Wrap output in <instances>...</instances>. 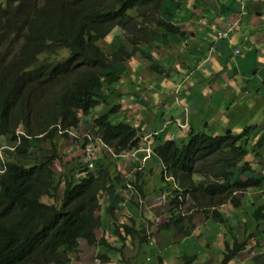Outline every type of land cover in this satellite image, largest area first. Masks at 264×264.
Returning a JSON list of instances; mask_svg holds the SVG:
<instances>
[{"label": "trees", "instance_id": "obj_1", "mask_svg": "<svg viewBox=\"0 0 264 264\" xmlns=\"http://www.w3.org/2000/svg\"><path fill=\"white\" fill-rule=\"evenodd\" d=\"M43 2L44 0H0V137L9 138V148L14 149L4 150L5 160L0 156V264H72L71 257L77 253L80 239H85L90 245L97 241L95 231L101 223L93 216L98 207L95 196L98 192L107 196L111 193L112 183L108 172H100L99 162L94 170H90L87 164L69 163V174L64 173L61 180L55 184V178L59 175V172L55 171V163L63 161L62 156L56 149L46 150L40 156H35L34 153L35 150L42 152V143L52 140L58 134L70 139V133L80 127V111L89 115L98 107L108 104L107 95L103 90L104 83L112 84L117 82L119 77L102 51L100 71L89 73L84 49L94 41L91 29L100 31L99 40L115 26H121L134 35V48L131 53L120 51V57L114 54V61H125L136 54L139 44L154 41L157 33L152 30L150 34L149 26H145L149 23H155V29H160L167 35L186 36L180 28L165 20L166 14L172 16V13L167 10L161 14V0ZM42 4H49L53 8L52 21L45 20ZM137 6L140 14L144 16L145 25L138 26V22L128 16L129 11ZM149 12L159 14L161 20L154 17L148 23L152 16ZM74 15H79L82 19L83 25L79 28L73 25ZM21 35L24 39L23 46L7 62ZM86 35L89 43H86ZM60 47L79 48L78 59L84 63L82 85L77 86L70 94L69 90L60 93L53 91L41 75L26 66L30 65L35 55L43 64L55 59ZM90 48L95 49L94 46ZM18 57L24 65L14 64ZM150 67L156 66L152 64ZM67 73L66 69L56 64L50 65L48 71L54 82ZM44 95L49 98L42 100ZM50 97L55 99L50 101ZM128 106L131 104L126 102L125 107ZM95 124L98 128L93 127V131L103 142L114 147L116 153L132 152L139 148L142 135L139 128L132 124H116L106 116L96 119ZM20 125L24 126L22 133L17 130ZM166 136V133L160 135L154 151L170 176L179 181L183 188L193 175L199 173L196 165L202 163V171L209 170L205 164L208 162L211 165L209 160L216 154L230 156L231 158L226 159L227 164L236 167L250 156H260L259 151L264 150V126L261 131L256 127H247L241 135L227 132L222 136L212 137L205 132H192L181 140H166ZM257 136L259 138L256 141ZM48 151L50 153L42 157ZM150 158V161L155 160V155ZM222 160L224 158L217 161ZM241 171H251L248 160L242 164ZM214 172L210 170L206 175ZM245 177L247 180L239 181L232 187H212L203 182L197 186L196 192H173L170 197L171 211L182 207L188 211L195 201L196 206H200L199 200L204 198L202 194L217 200L226 196L227 201L228 197L237 191L264 187L263 175L250 174ZM61 192L64 195L62 208L43 202L44 197L59 200ZM154 195L150 203L155 201L159 204L164 194L157 191ZM149 197L150 195L146 196L145 200ZM189 197L192 198L186 202L185 199ZM233 203L239 207L242 200L233 198ZM164 210L165 206H161L158 214L161 215ZM263 211L264 207H260L254 213L257 221L264 217ZM174 221L175 219L172 224L179 226L182 219L175 223ZM181 228H184V225ZM125 229L132 235L136 232L128 226H125ZM116 232L118 233V230ZM181 233L187 234L184 230H181ZM105 240L108 241L107 238ZM105 240L101 239V242ZM262 245L264 246V243ZM262 245L258 244L254 249L263 250ZM110 246L113 247V244ZM245 247L247 244L240 245L238 242L234 243L233 248L226 246L221 264H229ZM257 264L264 262L257 261Z\"/></svg>", "mask_w": 264, "mask_h": 264}, {"label": "rangeland", "instance_id": "obj_2", "mask_svg": "<svg viewBox=\"0 0 264 264\" xmlns=\"http://www.w3.org/2000/svg\"><path fill=\"white\" fill-rule=\"evenodd\" d=\"M181 7L176 8L173 4L175 1L171 0H161V14L165 13L168 9H171L174 17L172 19L165 18V20H171L174 23H176L180 28H184L183 30L186 32L187 36L184 40H181L179 37L176 36H169L165 40V32L160 29H155V23H149L148 25H145V19L142 14H140L139 7L137 6L135 9L130 10L128 13V16L132 18L134 22H138V26H142L143 24L145 26H150V30H155L154 33H157V35L154 37V44L149 45H142L139 47V50L136 51V54L134 57L128 61L125 60L123 64L127 68L132 67V72H140V74L150 77L147 78L146 85L148 86L147 91H153L156 87L154 85V79L153 76L149 75V72H147V66L151 64H158L163 68H171V66H174L176 63L179 62L181 65V60L179 59L178 53H183L186 46L193 45L196 43V38L194 39L193 33L196 32V23H189L190 21L195 20L194 16L188 17V14L196 9V2L193 4L194 0H181ZM140 10L143 11V8ZM157 20H160L159 14H155V12H149ZM190 18V19H189ZM154 25V26H152ZM117 32V33H116ZM112 33H116V35H113ZM219 31L217 29H214L213 32L209 34V41L213 42L217 45H219L221 39L218 38ZM151 34V32H150ZM130 34L126 31L123 32L120 28L114 27L104 39L99 40L98 45L101 48V50L109 55L112 56L114 54H117V52L120 51L121 46L124 42L127 43L126 39L128 38ZM124 36V38H123ZM152 42V41H151ZM222 43H227L225 40H222ZM239 45L238 42H235ZM153 45H156V48L154 51L152 50ZM239 47H241L239 45ZM216 49V48H215ZM155 51L159 53H163V57L167 55H173L171 59L168 61L164 60L160 56L156 55ZM175 54V55H174ZM229 60V63H231L230 55L226 57ZM232 65V64H230ZM138 67V69H137ZM121 71L127 70L123 67V65H120ZM116 69L118 70V67L116 66ZM128 71L131 72V69ZM197 72V71H196ZM202 74L203 72L200 71ZM182 73H188L185 69H183ZM126 76V75H125ZM155 82L159 83L161 77L158 75H154ZM213 80V79H212ZM192 81L198 83V80L196 77H192ZM223 80L220 78L218 80V83L221 85ZM105 92L110 97H117L119 96L120 90L117 91L115 85L106 86ZM145 91V92H147ZM142 92L141 94L145 93ZM43 99V98H41ZM116 101V100H115ZM218 101L224 103L222 96L218 97ZM174 103L173 100L167 99V103L164 106V103H160L159 106L161 107V117L158 119L157 112L159 110L158 105L155 107H148L147 115L144 116L142 120L145 122L148 121L151 116L153 117V121L147 122L150 127H153L154 129L160 130L163 128V122L170 120L172 117H178L184 112V109L187 108L188 113H190V122L191 125L196 126V128L200 127V131L205 130V126L208 123V121L213 120L216 111H211L210 113L207 112L206 109H203L202 113L196 114V108L200 105L206 106L208 103L200 99L199 102L196 101L195 98L190 99L187 103H183V106L178 105H172ZM226 103L223 104V107ZM253 104L252 101L248 102L245 106H243V102L241 100L240 104H236L238 108H236L235 114H237L238 110H241L242 114L244 115V119L241 121L239 119L236 120L235 123L232 124V128L229 130L233 131V135H241L247 127H243L244 120L249 123L251 122V118L253 116V110L251 108V105ZM40 107V105L38 104ZM227 107H230L229 104H227ZM112 108H107L103 114L108 115L110 120L117 119L116 123L125 122L128 121L132 123L134 126L139 124L138 118L141 115L139 111H122L118 114V117H112L111 113ZM145 113V112H144ZM142 113V115L144 114ZM207 117V122H201V120ZM95 118V117H94ZM92 118V121L94 120ZM134 122V123H133ZM34 123V122H33ZM249 125V124H248ZM32 127L35 129V127L32 125ZM172 127L170 126V129ZM18 132L24 131V126L20 125V127L17 129ZM207 132V131H204ZM63 133V131H62ZM211 133V132H208ZM77 135L78 140L80 141L82 139H85V135L91 134L95 135V133L88 127L82 124L80 129L75 132ZM172 137H175V139L179 138V135L175 130L171 131L167 139H171ZM74 144V137H71L70 141L64 137L61 134L56 135L55 138L52 140L44 141L41 145L45 149H56L57 152L62 156L63 161V167H65V170H61V162L57 161L55 163V171L59 172V175L55 178V184H57L64 173H68V170L71 167H67L69 162H75V163H82V156L84 154V149L80 147L74 146L72 149V146ZM10 146V140L7 137H0V149H4ZM94 146L98 147L101 152L103 153V158L100 160V166H101V172L102 171H110L112 176H115V169H118V165L120 164V159L122 156L127 155L128 151L124 153H116V149L113 147L108 146L111 150L109 152V149L105 150L103 147L97 145L94 143ZM1 153V158L3 160L6 159L5 153L3 151ZM35 156H40L42 152L35 150L34 151ZM105 157V158H104ZM219 158H231L228 155H220ZM249 159H253L255 157L250 156ZM1 159V160H2ZM212 164L209 165L208 162H206V167L208 168H218L220 167V163H217V159L209 160ZM245 163V160L243 161ZM253 166V165H252ZM257 167V166H256ZM134 170L130 171V175L134 174ZM164 173V170L162 169L160 174L154 175L151 182H148L146 188L147 193L146 196H149L154 189L160 188L163 185L162 182V175ZM73 174V172H72ZM263 174V173H262ZM74 175V174H73ZM264 175V174H263ZM133 179L134 177L131 176ZM75 178V176H73ZM195 182L200 183L205 180H207L205 177L195 176L194 177ZM116 181V180H115ZM62 195H60V199L52 200L49 197H44L43 202L48 204H56L57 208H62L63 206V198L64 195L61 192ZM244 198L242 201L243 207L238 210L233 205L227 204L226 206V223L219 224L214 223L211 221L210 227H207L205 218L206 214L202 212L201 210L197 211L196 208V224L198 225V230L196 233V241H193V239H190L187 241V239L183 236H178V238H175L174 235H170L168 239H164L163 237H159V231L158 226L159 223L156 221L157 215L154 211V208H158V204L154 201L152 204L150 203V197L147 199V203H144L146 200H143V215L146 219L151 220L154 222V224L157 226H152L147 228L140 227V226H134V224H131L130 226H134L136 229L138 227L137 234L142 235L145 237L144 244L140 242V240H135L133 238H128L126 231H124V235H121L123 231H121L120 235L125 238L124 245L127 247L124 251V256L121 253V251H117L115 254L114 260H120L122 257L124 260H126L129 264H142L143 261H146L148 264H154L153 262L157 260V262H160L161 264H221L222 263V252H226V246L229 244L232 247L233 242L238 240V242L246 243L254 241V244L252 247L247 246V248L239 254V256L233 260L230 264H257V261L264 262L262 257V254L264 253V246L262 245L264 243V238H258L257 235H260L255 227V224H257V220L254 217V213L256 210L259 209L258 205H255V203L259 202V199L251 195L248 191L244 193H238V199ZM104 196L102 195V192H98L95 196V202L98 204V206L103 207L104 206ZM150 205V206H148ZM262 205V204H261ZM147 208V209H146ZM221 208H219L220 210ZM180 211H183L184 215H187L184 211V208H179ZM212 212V211H210ZM229 214V217L227 215ZM167 220V217H161L159 219V222L161 225H164ZM156 221V222H155ZM114 220H108L107 222H103L102 220L100 223H102L106 229L108 230V227L110 224H112ZM124 220L120 221V224H122ZM250 222V223H248ZM116 224H119L118 219L115 220ZM250 224V225H249ZM103 225H100L99 228L95 231L97 241L93 243V245H90L85 239H80V245L79 250L77 253L72 255V262L73 264H104L103 260L100 257V252L102 249H104V244H101V239L105 234V229ZM202 226L207 227V232ZM172 228H176L174 225H171ZM212 228V230H211ZM215 228L216 232L213 230ZM252 228V230H251ZM115 228H113L114 231ZM201 231H206V233H203ZM139 235V236H140ZM211 236L213 238H211ZM141 239V238H140ZM185 240V241H182ZM173 241H178L174 242ZM112 242L116 243L117 245L121 244L120 240L118 238H113ZM171 243V244H169ZM163 246L161 247L160 245ZM258 244H261L263 246V250L254 249ZM220 247V250L218 248ZM203 251V253H202ZM161 254L162 257H161ZM185 255V256H183ZM194 257L195 261H189L187 258L184 259V257ZM214 256V260H217L216 262L212 259ZM163 258V259H162ZM207 261H206V260ZM258 259V260H257ZM164 260V261H163ZM110 264V263H107ZM114 264V263H111Z\"/></svg>", "mask_w": 264, "mask_h": 264}, {"label": "crops", "instance_id": "obj_3", "mask_svg": "<svg viewBox=\"0 0 264 264\" xmlns=\"http://www.w3.org/2000/svg\"><path fill=\"white\" fill-rule=\"evenodd\" d=\"M243 1L245 3L244 6ZM190 16L195 17V20H189V23H196V26H194L196 28V43L184 49L183 55L180 56L181 65L176 63L173 68L169 71H165L164 74L158 73L156 70L153 71L147 66V72H149L150 76H153L156 88L153 91H147L140 95L138 92V97H146V100L152 105L159 106V104L164 103L166 99H173L177 95L176 86L178 84H182L184 80L190 79L192 85H185L181 88L182 91L178 95L181 98H186L187 101L195 98L197 102L203 99L208 103L205 107L202 105L198 106L196 108V114L199 112L202 113L203 109H206L208 113L213 110L216 111L213 120L208 121L205 128L212 131V135L217 136L220 133H224V130L231 127L237 119L240 121L244 119L241 110H238L237 114H235L236 108H238L236 104H240L241 100L243 106L250 101L253 102L251 105L253 116L249 125H256L259 130H261V127L264 126V0H196V10L192 11L190 15L188 14V17ZM235 22L238 23L240 29L225 40L227 43H222L223 39H221L219 45L209 41L208 36L214 29H217L219 32L224 31L229 24ZM235 42H238L241 47ZM212 47H215L217 50L216 57L210 52ZM236 50H241V52L235 54ZM155 53H157L156 55L159 54L158 56L161 58L166 59V61L173 56L167 53V55L163 57V53L157 51H155ZM228 55H230L231 63H229V60L226 58ZM207 58L210 59L207 60ZM128 69H131V72L121 80L117 88L128 93L129 91L127 89L133 87V94H136L137 88L140 87L137 78L138 76L146 77V74L142 75L140 72L136 73L135 82L132 67ZM183 69L188 73H182ZM200 71H202L203 74ZM154 75L161 77L159 83L155 82ZM192 77H196L198 83L192 81ZM220 78L223 80L221 85L218 83ZM257 81H259L260 84H258ZM157 90L169 94V96L162 98L165 94L161 95L157 93ZM152 93L153 95L150 96ZM221 96L223 101L226 100L224 102L226 103L224 107V103L218 101V97ZM184 101L185 99H181V103ZM227 104H229L230 107H227ZM127 108H135V111H140L136 106H128ZM201 122H207V117H204ZM243 124L246 126L245 123ZM193 129L196 130V126H193ZM197 130L200 132V127H198ZM145 156L143 150H140L136 157L121 158L118 169L114 170L116 173L115 177L119 176V174H123L130 178L131 182L117 180L111 187L112 190L109 196L102 194L104 196V206L101 207L99 212L101 220L104 223L108 220H114V222L109 225L108 230L105 231L104 237L106 236L108 242L111 244L114 243L112 242L113 238H118L121 244H114L115 247L118 248L122 247L125 240L119 238L116 232V230H118L116 225L121 227L122 231H124V225L130 226L134 224V226L145 227L147 230L150 226H152V228L156 226V223L154 224L153 221L146 219L143 215V200L147 193V188L143 186V183L144 180L149 179L150 174L151 176H158L163 169V164L158 156L155 155V160L150 161V159L143 165ZM254 162L256 165L260 166V170L258 171L264 170V159L262 164L257 163V161ZM142 168L143 170L138 171V169ZM132 170L135 172L133 175H130V171ZM131 176H133L134 179ZM160 189L161 187L153 191L150 194V199L155 192L160 191ZM251 195L257 198L256 191H252ZM140 199H142V201L139 202L138 200ZM261 199L264 200L263 194H261ZM123 202L126 203L124 204ZM146 202L147 199L144 203ZM200 203L204 206H218V204H220L218 201L211 202L210 199L205 198H202ZM226 206L227 203L218 206L221 209L219 212L215 213L217 216L221 215L220 212L222 213L224 223H226V215L224 214ZM158 210V208H154L157 216L159 215ZM227 217L230 218L229 214ZM117 219L119 224L115 223ZM121 220H124L122 224H120ZM157 220L158 219H156V221ZM210 221L219 223L213 217L206 219V223ZM158 223L159 226L158 228L156 226V228L159 231L160 238L163 237L164 239H168L170 235H174L175 238H178V228L175 229L168 225H161L160 222ZM113 228L115 229L112 235ZM213 230L216 232L215 228ZM193 233V236L195 235L196 237V229ZM121 235H124V232L121 233ZM195 237L193 241H196ZM263 237L264 236L258 238L262 239ZM128 238L137 240L140 236L136 235L135 237ZM174 242L176 241H173V243ZM253 245H255L254 241H251L250 246L252 247ZM160 246L162 247L163 244ZM218 250H220V247ZM103 251L109 253V247L105 246ZM162 255L163 254H161V257ZM212 259L214 260V256ZM214 261L216 262L217 260ZM116 262L117 264H129L123 257L120 260H116Z\"/></svg>", "mask_w": 264, "mask_h": 264}, {"label": "clouds", "instance_id": "obj_4", "mask_svg": "<svg viewBox=\"0 0 264 264\" xmlns=\"http://www.w3.org/2000/svg\"><path fill=\"white\" fill-rule=\"evenodd\" d=\"M45 1L46 0H44V2ZM180 1L181 0H176L173 5L176 8H180L181 7V2ZM195 2H196V0H194L193 4H195ZM244 5H245V3L243 1V6ZM50 6L51 5H49V4H42L41 5V7L43 9V14H44L45 20L46 19H50L52 21V18H53L52 9L53 8L50 7ZM168 10L172 13V16H170L167 13L165 18L172 19L174 17V14H173L171 9H168ZM153 18H154V15H152L150 17V20L148 21V23ZM160 20H161V18H160ZM166 21H168L171 24H173L174 26L180 28L173 21H171V20H166ZM73 25L75 27H77V28H79V27H81L83 25L82 19H81V17L79 15H74L73 16ZM115 27L120 28L123 32L126 31L128 33V31L125 30L121 26H115ZM146 28H148V27H146ZM183 29L180 28V30L182 32H184V34L187 36L186 32ZM239 29H240V27L238 26L237 22L231 23V24H229L226 27V29L224 31H220L218 33V38L219 39H223V40H227L230 37L231 34L236 33ZM150 32L152 33L151 30H150ZM91 33L93 34L94 41L92 43H90V45L86 49H84V52H85V57L87 58L86 60H87V64H88V67H89V73H94L95 74L98 71H100L101 64H102V59H101V51L102 50H101V48L98 45V42H99L98 37H101V35H100V31H95V30H92V29H91ZM116 33H112V34L116 35ZM129 34L130 35L126 39L127 43L126 42L123 43V45L121 46L120 51H123V53H125L127 51L130 54L131 51L134 48V44H133L134 43V35L132 33H129ZM193 35H194V39H195L196 33L194 32ZM169 36H176V35H167L166 32H165V40ZM186 36L185 37L184 36H176V37H179L181 40H184L186 38ZM104 38H101L100 40H102ZM123 38H124V36H123ZM86 43H89L87 35H86ZM23 44H24V39H23V35H21L20 37H18L11 54L8 56L7 62H9L11 60V57L16 52H19V50L23 46ZM149 44H154V41H152ZM149 44H145V43L144 44H139L138 45V50H139V47H141L142 45H149ZM90 46H94L95 49H91ZM189 46H191V45L189 44ZM189 46H186V47H189ZM155 48H156V45H153L152 50L154 51ZM78 51H79V48L60 47L58 55L56 56L55 59L43 64V63L39 62L37 56L35 55L33 57V59H31L30 65H26V66L28 68L34 69L39 75H41L45 79V81L49 84V86L52 88L53 91L60 93L61 91L66 92L67 90H69V94H70V92L74 91L77 88V86L82 85V82H83V79H84V63L83 62L81 63L80 60L78 59ZM120 51L117 52V54H115V55L120 54ZM210 52L212 53V55L214 57L217 56V50L215 49V47H212ZM240 52H241V50H236L235 54H239ZM178 54L180 56L183 55L182 52L178 53ZM105 56L108 59V63L113 67V71L115 73H118L117 75L119 77V80L117 82L112 83V84H109V83L105 82L103 90L105 89L106 86L115 85L116 89L118 91L119 90L117 88L118 84L121 82V80H123L125 75H129L130 71H128V68L125 67V65L123 64L124 59L122 61H116V60L114 61V59H113L114 55L109 56V55L105 54ZM180 56H179V59H180ZM118 57H120V56L118 55ZM133 57H130V58L126 59V60L130 61ZM208 59H210V58H207V60ZM164 60H166V59H164ZM175 63H177V62H175ZM14 64L15 65H24L23 62L21 63L19 57H18V59L16 61H14ZM52 64H56V65H58V66H60V67H62L64 69H66L68 71V73L66 75L60 76V79H58L57 81L54 82L48 75L49 67ZM120 65H123V67L126 68L127 70L121 71ZM151 65L148 66L149 69H151L153 71L156 70L158 73H161V74H164L165 71H169L171 68H173V66H171V68H163V67H161L158 64H153L156 67L155 68H151L150 67ZM116 66L118 67V70L116 69ZM16 70H18V69H15V71ZM136 73H138V72H135V73L133 72V76L135 78V82H136V76H135ZM146 77L150 79V77H148V76H146ZM146 77L145 76H138L137 82H138V85L140 87L137 88V93L136 94H133V91H134L133 87L127 89L129 91L128 93L120 90L121 92L119 93V96H117V97H110L104 90V93L107 95V101H108L107 103L108 104L106 106L98 107L97 109L93 110L89 115H86L83 111H80L78 113V119L81 120L80 127L82 126V124H84L85 126H88L93 131L92 128L93 127H97L96 124H95L96 119H98L101 116H106L109 119L108 115H104L103 114V112L109 107L112 108V110H111L112 117H116L117 118L118 114L121 113L122 111H129V112L132 111V112H134L136 110L135 108L128 109L127 107H125V103L126 102L130 103L131 106H136V108H138L140 110L139 113L141 114L139 116L138 120H137V121H139V124L134 126L132 123H130L128 121H125V122L132 124L135 128H139L140 134L142 135V141H141L140 146H139L138 149H136V150H134L132 152H128L127 155L122 156L121 158L136 157L137 152L140 151V150H143V152L146 155L144 160H143V165H145L146 162L151 159L150 158L151 155H156V156L158 155L154 150H155L156 145L159 143L160 135L163 134V133H166V135H167L166 136V140L175 139V137H172L171 139H167V137L169 136L170 132L173 131V130H175L177 132V134L179 135V138H177L175 140H181V139L187 138V135L192 133V132L201 133V132L207 131L205 133L210 135V136H212V137H219V136H222V135L226 134L227 132H229V133H231L233 135L234 132L229 130L230 128H232V126L227 128L226 130H224V133H220L217 136L212 135V131H210L208 129H205L204 131H200V132H199V130H197V128H196V130L193 129V125H191V122H190V113H188L187 108H185L184 105H183V103H187L188 101L186 100V98H181L178 95L182 91L181 88H183L185 85H189V84L192 85L190 79L189 80L186 79V80L183 81L182 84H178L176 86V94L177 95L173 99H169L168 98L169 100H173L174 101V103L172 105H178L179 104L180 106H183L185 108L184 112L181 115H179L178 117H176V118L172 117L170 120H167V121L163 122V128L160 129V130H157V129H154L153 127H150L147 122L153 121V117L151 116V118L148 121H146V122L144 120H142V119L144 118V116L147 115L148 107H155L156 105H152L150 102H148V100H146V97H141V96L138 97V92H139V95H140L142 92L147 91L148 86L146 85V83H147V80H146L147 78ZM257 83L260 84L259 81H257ZM157 93H159L161 95L165 94V93L160 92L159 90H157ZM151 95H153V93L150 94V96ZM167 96H169V94H165V96L164 97L162 96V98H165ZM45 98L48 99L49 97L44 95L43 99H45ZM53 99H55V97H50V101H52ZM181 99H183V100L185 99V101L183 103H181ZM166 103H167V99L164 101L163 105L165 106ZM158 108H159V110L157 112V116H158V119H160V117H161V107L158 106ZM142 113H144V114L142 115ZM92 118H94L93 121H92ZM109 121L116 123L117 119H113V120L109 119ZM251 121H252V119H251ZM243 123L246 124V126H244V124H243V127H251V128L256 127V128H258V126H256V125H248L250 123V121H249V123H247L244 120ZM116 124H118V123H116ZM170 126L172 127L171 129H170ZM80 127L78 129H74V131H72V133H70V139H71V137H74V144L72 146V149L76 145H77L76 147L83 148L84 149V154L82 156L81 162L83 164H87L88 168L90 170H94L96 168L97 162H99V164H100V160L103 158V153L101 152V150L98 147L94 146V143H96L97 145L103 147V149H105V150L109 149V152H110L111 149L108 146L111 147V145L108 144L107 142H103L101 137L97 136L94 131L93 132L97 136L96 138H94L95 137L94 135L88 134V135H85V139L77 141L78 138H77V135L75 134V132L78 131L80 129ZM205 128H206V126H205ZM258 130H259V128H258ZM208 132H211V133H208ZM258 138H259V136L256 137V141L258 140ZM70 139H68V140L70 141ZM9 147L10 146H8L7 148H4L2 150L0 149V152L1 151L4 152L5 149L14 150L13 148H9ZM46 150H48V149L43 148V152L46 151ZM49 153H50V151H48L45 155H42V157L47 156ZM122 153H124V152H122ZM259 153H260V156L259 155L257 157L253 156L255 158H253V159L247 158L245 160V162L247 160L250 162L251 171H248L246 173L243 172L244 174L241 171L242 164H244L243 162L242 163H238L236 167H230L229 164H227V162H226V158H224V160H222V162L221 161L220 162L217 161V163H220V167L214 168V170H212V168H210L211 171H215V172H214V174L208 173L209 176L206 175V172H209L210 170L202 171V163H198L196 165V168H197V170H199V173H197L196 175H193L192 178H190V180H189L188 184L185 186V188L182 187V185H181V183L179 181H177L176 179H174L173 177L170 176L169 171L165 168L163 162L161 161L162 164H163L164 173L162 175L163 185H162L160 191H162V193L164 194V197H163L162 201L158 204V209L161 206H165V210H164V213H162L161 215L157 216V218H156V219H158L157 221L159 222V219L161 217H167V220H166L164 225H168L169 227H171V225H174V224H172L173 219H175L174 223L176 221H179V220L182 219V221L180 222L179 226L178 225H174V226L175 227L178 226V228H181L182 225L185 226L184 228L178 229L179 230V236L185 237L187 239V241H188L190 239L194 240L195 235L193 236V234H194L193 232L195 231V229H196V233H197V231H199L198 230V225L195 223L196 210L197 211L201 210L202 212H204L206 214V218H205L204 223L206 222V219L213 217L215 220H217L219 222V224H224L222 213L220 212L221 215H219V216L215 215L216 212H219V208L220 207H218V206L225 205L227 203V204L233 205L236 209L240 210V208L243 207V204L241 206H239V207L236 206L233 203V198H237L238 199V193H242L244 195V193H246L247 191L250 194L252 193V191H256V195H257V198L259 199V202L255 203V205H258L259 208L260 207H264V200L261 199V194L264 195V187H263V188H256V189H251L250 188V189H247V190L237 191L236 193H233L231 196H229L228 197L229 200H227V201H226V198H227L226 196H221L219 198V200H217V198H210V196L202 194L201 196H204L205 199H210L211 202L218 201V202H220V204H218V206H204L202 204H200V206H198V204H197V206H196V203H195L196 201H195L192 205L190 203V205H191L190 206V210H188V211L184 210L187 215H184L183 211H180L179 209H175L174 211H171L172 204H171L170 197L173 195V192H180V193L185 192V191H191L190 193H192V191L196 192L197 186L200 183H203V182H207L206 184L207 185H211L212 187H214V186L232 187V185H234L235 183H237L239 181L247 180L245 175H247V176L250 175V174H257L259 176L263 175L264 174V170L258 171V170H260V166L256 165L255 162H254V161H257V163L262 164L263 159H264V150L259 151ZM0 156H1V153H0ZM219 157H220V155L216 154L215 156H213V159H217L218 160ZM69 163L75 164V162H72V161L69 162ZM91 164L93 165V167H90ZM205 167H206V164H205ZM1 169L2 168H0V171H1ZM100 169L101 168H99V170ZM61 170H64L63 166H61ZM141 170H143V168L142 169H138V171H141ZM253 171H255L256 173L253 172ZM100 172H101V170H100ZM105 172H108V174H109L108 178L111 181L112 186L114 185V183L117 180H122L124 182H131V179L128 178L127 176L123 175V174H119V176L115 177V176H112L111 170L110 171H105ZM195 176L196 177L197 176L205 177L207 180H205L203 182H200V183H197L194 180ZM263 177H264V175H263ZM152 179H153V175L151 176V174H150L149 175V179L144 180L143 186H147L148 182H151ZM155 190L156 189H154V191ZM198 194H199V191H197V197H198ZM201 196L199 198H201ZM191 198L192 197H189V198L185 199V201L187 202ZM239 200L243 201L244 198H241ZM181 201L183 202L184 199H182ZM123 203L125 204L126 202H123ZM215 207H217V208H215ZM195 208H196V210H195ZM100 210H101V206H98V207H96V209L93 212L94 219L99 221V222L101 221V216L99 214ZM210 211H212V212H210ZM263 214H264V211H263ZM221 216H222V218H221ZM225 222H226V220H225ZM210 223H211V221L209 223H206L208 228L210 227ZM254 224H255L254 228H256L257 232L260 234V235H257V237L264 236V229H263L264 217L260 221H257V224L256 223H254ZM100 225H103V224L101 223ZM116 226H117V229H118V233L117 234L119 235V238H123L125 240V238L120 235V233L122 231L121 227H119L118 225H116ZM125 226L133 228L136 231L135 234L132 235V234L128 233V231L125 229ZM103 227H104V225H103ZM123 227H124L123 228L124 231H126V233H127V235L129 237H135L136 235H138L137 234V230L135 229L134 226L124 225ZM207 227L202 226V228H204L206 231H207ZM104 229H105V227H104ZM181 230H184V232H187V234L185 235V234L181 233ZM211 230H212V228H211ZM251 230H252V228H251ZM105 231H106V229H105ZM206 231H201V232L206 233ZM207 232H209V231H207ZM188 236H193V237H188ZM105 238H106V236L102 237L103 240H105ZM140 238L138 240H140V242L144 244L145 237L140 235ZM176 242H178V241H176ZM237 242H238V240H237ZM237 242L235 240L233 242V244H232V247L229 244L227 246H230L231 248H233L234 243H237ZM101 244H104V246H108L109 247V253L104 252L103 249L100 252L101 259L103 260L104 264H107V263L117 264L116 260L113 259L115 257L116 252L117 251H121V253L124 256V250L127 248L124 244L122 245L121 248L115 247V245H114L115 243H113V247H111L110 246L111 243H109L106 240L103 241ZM239 244L240 245L247 244V246H250V242L249 241L246 242V243L240 242ZM246 248L247 247H245V249ZM78 250H79V248H78ZM102 254H105L106 256H103ZM223 255H224V252H222V256ZM183 256H185V255H183ZM186 258L189 261H195L194 257H191V256L190 257H184V259H186ZM223 259H224V256H223ZM223 259H222V261H223ZM231 262H233V261H231ZM153 263L154 264H161L160 262H157V260L154 261ZM72 264H73V262H72ZM133 264H134V261H133ZM142 264H148V263L146 261H143Z\"/></svg>", "mask_w": 264, "mask_h": 264}, {"label": "built area", "instance_id": "obj_5", "mask_svg": "<svg viewBox=\"0 0 264 264\" xmlns=\"http://www.w3.org/2000/svg\"><path fill=\"white\" fill-rule=\"evenodd\" d=\"M90 167H93V165L91 164Z\"/></svg>", "mask_w": 264, "mask_h": 264}, {"label": "bare ground", "instance_id": "obj_6", "mask_svg": "<svg viewBox=\"0 0 264 264\" xmlns=\"http://www.w3.org/2000/svg\"><path fill=\"white\" fill-rule=\"evenodd\" d=\"M134 123V122H133ZM105 158V157H104Z\"/></svg>", "mask_w": 264, "mask_h": 264}]
</instances>
